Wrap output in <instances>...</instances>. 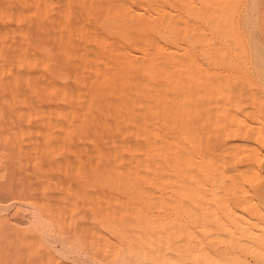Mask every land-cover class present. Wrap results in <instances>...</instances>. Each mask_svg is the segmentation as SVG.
<instances>
[{"label": "bare ground", "instance_id": "6f19581e", "mask_svg": "<svg viewBox=\"0 0 264 264\" xmlns=\"http://www.w3.org/2000/svg\"><path fill=\"white\" fill-rule=\"evenodd\" d=\"M0 264H264V0H0Z\"/></svg>", "mask_w": 264, "mask_h": 264}, {"label": "rangeland", "instance_id": "374dc122", "mask_svg": "<svg viewBox=\"0 0 264 264\" xmlns=\"http://www.w3.org/2000/svg\"><path fill=\"white\" fill-rule=\"evenodd\" d=\"M247 111H250V110H249V108H246V111H245V113H246Z\"/></svg>", "mask_w": 264, "mask_h": 264}]
</instances>
